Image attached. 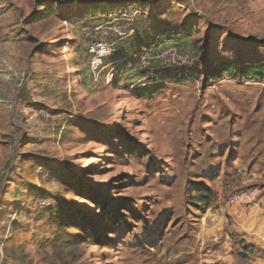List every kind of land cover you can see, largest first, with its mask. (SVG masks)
<instances>
[{
	"label": "rangeland",
	"instance_id": "1",
	"mask_svg": "<svg viewBox=\"0 0 264 264\" xmlns=\"http://www.w3.org/2000/svg\"><path fill=\"white\" fill-rule=\"evenodd\" d=\"M89 1L0 0V264H264V185L208 212L200 180L264 130V81L204 74L264 62V0H132V37L93 36L116 43L96 75L80 29L128 4ZM158 46L190 61L137 79Z\"/></svg>",
	"mask_w": 264,
	"mask_h": 264
},
{
	"label": "built area",
	"instance_id": "2",
	"mask_svg": "<svg viewBox=\"0 0 264 264\" xmlns=\"http://www.w3.org/2000/svg\"><path fill=\"white\" fill-rule=\"evenodd\" d=\"M142 11L140 8H134L131 12L125 10H118V12L101 16L99 18L94 17L95 20L102 19L99 24L96 25H84L80 29V35L88 41V52L90 55V70L93 74H99L104 66V62L108 57L113 56L116 53V43H109L103 39H94V35H102L105 37H116L118 41H123L132 37L135 31L131 28L132 22H134ZM127 22L126 24H124ZM147 59V61H146ZM146 61V62H145ZM190 58L187 54L181 53L174 48L159 49L149 57L142 58L141 63L147 65L152 69L155 65L161 64L167 71H172L178 67L186 66ZM259 195L257 188L242 191L237 194H233L228 199L229 205L241 204L249 205L256 202ZM50 199L40 197L36 201L37 211L48 209L52 206Z\"/></svg>",
	"mask_w": 264,
	"mask_h": 264
},
{
	"label": "crops",
	"instance_id": "3",
	"mask_svg": "<svg viewBox=\"0 0 264 264\" xmlns=\"http://www.w3.org/2000/svg\"><path fill=\"white\" fill-rule=\"evenodd\" d=\"M120 7L118 6L117 9H120ZM133 74L135 75L137 72ZM261 129L245 134V138L249 139L248 144L241 146L240 151L239 149L234 152H231V149L228 150V158L222 162V167L218 168L213 164L209 170L213 172L211 177L200 179L204 181L205 185H210L211 183L213 192L218 196L219 203L221 200H224V204L227 202V188L237 191L241 188H261L264 185V130ZM228 205L227 203L223 207H227ZM254 206L264 208V194ZM212 210L213 207L209 208L208 212ZM213 217V215L210 217L211 221H213Z\"/></svg>",
	"mask_w": 264,
	"mask_h": 264
},
{
	"label": "trees",
	"instance_id": "4",
	"mask_svg": "<svg viewBox=\"0 0 264 264\" xmlns=\"http://www.w3.org/2000/svg\"><path fill=\"white\" fill-rule=\"evenodd\" d=\"M125 3L128 4L124 5L123 7L125 9V11H128L126 9V7H129V12H131L134 8H137V6L132 5V0H124ZM109 1H105V0H92L89 2L85 3V10H92L93 12H99V9L102 7H106L107 5H109ZM54 3H45L44 6H47L48 11H51L54 7ZM132 5V6H130ZM122 7V8H123ZM105 14H102V16ZM108 15V14H107ZM137 20V19H136ZM156 29V27H155ZM193 26H191L190 24H184L181 28L180 31L188 36H192L193 34ZM172 34V33H171ZM170 33H164L162 32V34H160L159 36H168L171 35ZM148 50L146 46H144L140 51H141V56L142 55H146L148 53ZM157 50H159V46L158 48L153 50V53H155ZM143 52V54H142ZM207 53V49H203L202 48V53ZM152 53V54H153ZM190 58V57H189ZM117 67V66H116ZM122 67V66H121ZM124 68H121L120 71H123ZM126 69V68H125ZM159 70V68H156L155 66L150 69L149 71L145 70V72H140L141 75L139 78H145V79H149L154 74H157V71ZM140 71V70H139ZM137 72V70H136ZM153 72V73H152ZM158 73H161V71L159 70ZM205 75L208 76L209 79H221L222 77H224L225 75L231 76L232 78H242L244 80H259V81H264V62L262 61H258V62H244V63H240L237 64L233 61H225V60H218L215 64V66L213 68L208 67L206 68ZM204 190L206 192V194H204V196L202 197V200L205 205L209 208L211 206V198L213 196V191L208 187L205 186ZM52 201V200H51ZM53 203V201H52ZM53 207L52 206L49 208L51 209Z\"/></svg>",
	"mask_w": 264,
	"mask_h": 264
}]
</instances>
